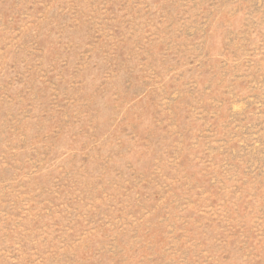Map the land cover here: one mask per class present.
Listing matches in <instances>:
<instances>
[{
	"label": "rangeland",
	"instance_id": "obj_1",
	"mask_svg": "<svg viewBox=\"0 0 264 264\" xmlns=\"http://www.w3.org/2000/svg\"><path fill=\"white\" fill-rule=\"evenodd\" d=\"M0 264H264V0H0Z\"/></svg>",
	"mask_w": 264,
	"mask_h": 264
}]
</instances>
